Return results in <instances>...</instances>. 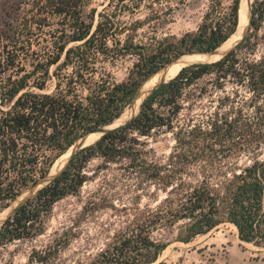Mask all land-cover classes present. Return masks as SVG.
<instances>
[{
    "label": "trees",
    "instance_id": "obj_1",
    "mask_svg": "<svg viewBox=\"0 0 264 264\" xmlns=\"http://www.w3.org/2000/svg\"><path fill=\"white\" fill-rule=\"evenodd\" d=\"M239 2L206 0L195 30L158 37L188 0H109L100 12L86 11L89 0H23V13L0 31V209L44 178L78 138L117 119L159 68L226 41ZM140 9L143 19H123ZM263 25L264 0H254L240 45L215 63L182 68L144 100L130 124L77 151L5 221L0 247L42 235L53 206L77 195L92 178L89 163L99 159L98 170L114 166L108 184L120 186L133 207L123 205L127 225L78 264H155L172 243L187 244L225 223L235 226L240 241L264 248V54L237 56L253 51ZM144 26L149 32L141 38ZM125 58L132 66L115 81L107 66ZM204 76H213L219 89L232 78L249 97H183ZM155 133L172 138L162 161L142 140ZM100 203L116 209L107 198ZM68 245L63 233L46 249H34L28 264H68L59 259Z\"/></svg>",
    "mask_w": 264,
    "mask_h": 264
},
{
    "label": "rangeland",
    "instance_id": "obj_2",
    "mask_svg": "<svg viewBox=\"0 0 264 264\" xmlns=\"http://www.w3.org/2000/svg\"><path fill=\"white\" fill-rule=\"evenodd\" d=\"M109 0H89L86 7L100 12ZM206 0H188V5L180 6L173 15L171 22L157 30V36H180L195 30L201 22ZM21 4V5H20ZM20 6V7H19ZM23 0H0V31L7 30L9 25L23 13ZM25 9V8H24ZM145 11L132 16L126 15L124 20L143 19ZM147 26L139 30V34L146 35ZM256 46L253 51L241 49L237 56L241 60H258L264 54V25L258 32ZM133 59L120 60L113 67L107 66L115 81L126 78L132 66ZM29 68V59L23 64ZM21 65V66H22ZM156 86V85H155ZM154 86V87H155ZM53 89L49 83L48 91ZM183 97H249L244 87L234 83L232 78L223 82L222 88L216 87L213 76H204L194 85L186 88ZM148 148L153 150L154 158L164 160L172 147L170 134H153L150 138H142ZM264 158V149H262ZM101 160L91 161L86 169L87 175L92 177L79 190L77 195L67 196L58 201L46 219L44 233L34 239L17 240L0 247V262L13 264H28V257L35 250L46 249L53 240L66 233L69 245L59 252V259H65L68 264L87 262L96 252L107 243L117 231L123 229L128 222L129 213L121 211L123 205L132 208L130 196L121 190L120 186L112 188L111 181L114 166L105 170H98ZM107 198L116 209L100 206L101 199ZM93 203H96L93 205ZM147 203L145 200L142 204ZM2 211V209H0ZM264 264V248L244 243L237 237L236 228L225 223L211 232L194 238L187 244L172 243L160 256L158 264Z\"/></svg>",
    "mask_w": 264,
    "mask_h": 264
},
{
    "label": "bare ground",
    "instance_id": "obj_3",
    "mask_svg": "<svg viewBox=\"0 0 264 264\" xmlns=\"http://www.w3.org/2000/svg\"><path fill=\"white\" fill-rule=\"evenodd\" d=\"M244 2H245V0H241L242 6H243ZM245 13H246V15L244 16V14L241 11V18L244 19V25H243L244 27L247 25V22H248L247 6H246ZM242 34H243V32H237L225 44H223L221 48H219L218 50H216L215 52H213L211 54H193V55H187L186 54L184 56H180L178 59H176L172 63L168 64L167 66L162 68L160 71H158L156 74H154L153 76H151L148 79V81L146 83L147 90L149 91L155 85H158L162 82L168 81L169 79L174 77L179 72L180 69H182L183 67H185L187 65H190L192 63H197V62L201 63V62H209V61L217 60L225 52H227L229 49H231L240 40V38L242 37ZM142 99H143V97H140V99L137 102V104L135 105V107L132 110L128 111L127 114L124 115L123 117H121L120 119H118V120L114 121L113 123H110L109 125L103 127L99 131L85 135L84 137H82L78 141H76L75 144L64 155H62L60 157V159L57 161V163L55 164V169H54L55 172L53 171L50 175H48V177H46L44 180L40 181L34 188L24 191L16 199V201L11 204V206L9 208L3 209L0 212V226L3 223V221L15 209V207H17L22 202H24L25 199H27L29 196H31L37 189L44 186L51 178H53V176L59 170H61L67 164L69 158L77 149L93 143L96 139H98L100 137V135L103 132L108 131L110 129L120 127L123 124H125L130 119V117H132L134 114L137 113L138 108H139V104L141 103ZM233 227L235 228V226H233Z\"/></svg>",
    "mask_w": 264,
    "mask_h": 264
},
{
    "label": "water",
    "instance_id": "obj_4",
    "mask_svg": "<svg viewBox=\"0 0 264 264\" xmlns=\"http://www.w3.org/2000/svg\"><path fill=\"white\" fill-rule=\"evenodd\" d=\"M253 2H254V0H245V2L243 3V6H242V3H241V0H240V2H239V6H238V22H237V26H236V28H235V31L229 36V38L226 40V41H224L220 46H218L217 48H215L214 50H212V51H208V52H199V51H192V52H186V53H183V54H181V55H179V56H177L175 59H173L171 62H173L174 60H176L178 57H180V56H184V55H193V54H211V53H213V52H215L216 50H218L219 48H221L222 47V45L223 44H225L234 34H236L237 32H243V34H242V37L240 38V40L231 48V49H229L227 52H225L220 58H218L217 60H214V61H209V62H201V63H199V62H197V63H192V64H190V65H187V66H185V67H183V68H186V67H190V66H193V65H198V64H211V63H215V62H217V61H219V60H221V59H223L225 56H227L231 51H233L238 45H240L241 43H242V41L244 40V38L246 37V35H247V33H248V30H249V27H250V22H251V18H252V4H253ZM246 6H247V12H248V22H247V25L244 27L243 25H244V19H242L241 18V11H242V13L244 14V16L246 15V13H245V11H246ZM171 62H169V63H167V64H165L164 66H166V65H168V64H170ZM164 66H162L161 68H159L156 72H154L153 74H151L146 80H144L143 82H142V84L139 86V88H138V90L136 91V93H135V95H134V98L132 99V101L129 103V105L124 109V111L122 112V114L117 118V119H115V120H113L112 122H110V123H113L114 121H116V120H118V119H120L121 117H123L124 115H126L127 114V112L128 111H130V110H132L134 107H135V105L137 104V102L139 101V99H140V97H143V99H142V101H141V103L139 104V108H138V111H137V113L136 114H134L132 117H130V119L125 123V124H123L122 126H120V127H117V128H114V129H110V130H108V131H105V132H103L101 135H100V137L98 138V139H100L103 135H105V134H107V133H109V132H111V131H116V130H119V129H122V128H124V127H126L128 124H130L135 118H136V116L139 114V112H140V109H141V105L143 104V102H144V100L155 90V89H157L160 85H162V84H165V83H167L168 81H170V80H172L179 72H180V70H179V72L174 76V77H172L171 79H169L168 81H165V82H162V83H160V84H158V85H156L155 87H152L149 91L147 90V86H146V83H147V81H148V79L152 76V75H154L155 73H157L160 69H162ZM109 123V124H110ZM109 124H106V125H102V126H98V127H96V128H94V129H92V130H90V131H88L87 133H85L83 136H81L80 138H82V137H84L85 135H88V134H90V133H93V132H97V131H99L100 129H102L103 127H105V126H107V125H109ZM80 138H78L76 141H78ZM98 139H96L94 142H96ZM75 141V142H76ZM75 142L69 147V148H71L74 144H75ZM94 142L93 143H91V144H89V145H87V146H90V145H92V144H94ZM87 146H84V147H81V148H79V149H77L72 155H71V157L69 158V160H68V162H67V164L69 163V161L71 160V158H72V156L77 152V151H79V150H81V149H83V148H85V147H87ZM69 148L66 150V151H68L69 150ZM66 151L63 153V154H61L55 161H54V163L52 164V166H51V168H50V170H49V172H48V174L44 177V178H42V179H40L37 183H36V185L40 182V181H42V180H44L46 177H48V175H50L53 171H54V169H55V164L57 163V161L60 159V157L62 156V155H64L65 153H66ZM67 164L61 169V170H59L54 176H53V178H51L44 186H42V187H40L39 189H37L31 196H29L27 199H25V201L24 202H22L20 205H18L17 207H15V209L11 212V214L3 221V223L1 224V226L5 223V221L14 213V211L18 208V207H20L21 205H23L27 200H29L30 198H32L36 193H37V191L38 190H40V189H42L43 187H45V186H47L48 184H50L57 176H59L60 174H61V172L65 169V167L67 166ZM55 172V171H54ZM36 185H34V186H32V187H30V188H28L27 190H30V189H32V188H34ZM24 191H26V190H24ZM23 191V192H24ZM23 192H21L13 201H11V203L6 207V208H4V209H7V208H9L10 206H11V204L12 203H14L15 201H16V199L23 193ZM3 210V209H2ZM1 212V211H0ZM1 226H0V228H1Z\"/></svg>",
    "mask_w": 264,
    "mask_h": 264
}]
</instances>
